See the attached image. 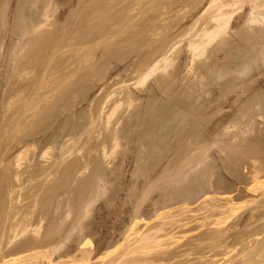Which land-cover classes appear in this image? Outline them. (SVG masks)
<instances>
[{"label":"bare ground","instance_id":"1","mask_svg":"<svg viewBox=\"0 0 264 264\" xmlns=\"http://www.w3.org/2000/svg\"><path fill=\"white\" fill-rule=\"evenodd\" d=\"M93 3H95L94 0L87 3L91 10ZM65 4H69L67 0H0V68L4 62L17 63L20 58H24L25 54H29L28 52L31 51L32 47L36 46L37 48L38 42L40 43L39 40L46 34L45 32L53 29V26H56L57 23L67 21L66 18L70 13L68 5V11L66 10L65 13L60 12L59 9ZM97 5L99 4L96 3V8ZM71 7L78 8L79 3L75 2ZM27 8H30V10L34 8L35 13L30 14ZM104 8L109 11L110 16L108 18L109 27L104 24L108 31H105V28L99 29L92 36L98 37L107 33L113 38L111 40L112 45L110 44L112 47L105 50V52L108 50L107 52L111 53L112 58L125 61L131 54H135V56H138V60L128 63L125 75V73L120 72L121 67L116 61L117 66L111 69L112 65L110 66V64L113 63L109 61L110 55L107 61L110 67L103 66L105 69L100 68L101 70L91 74L97 80L93 83L96 90L93 93L91 92L92 95L89 100H92L93 96L97 97L95 102L90 104V108L84 113L85 115L82 114L83 117H81L85 118V121L81 123L78 122V119L77 122L71 124L70 127L72 128L69 131L67 130L68 132L63 133L64 129H62L61 135L57 130L61 131V129H58L59 125L62 122L66 123V121L60 122L62 115H65L54 112L56 115H53V121L50 124L49 122L44 123L45 126L36 132V134L41 133L40 136L38 135L39 137L35 136L36 134L31 136L23 134L24 136L22 135L21 139L19 138L20 142L17 149H15V159L11 157L14 160L13 163L11 162L10 166H4L6 174L3 175L8 178L13 174L17 177L16 180L21 179L20 167L23 166L22 162L28 158L32 148L34 149H32L33 159L35 156L39 159L38 161H41L40 163L47 164H43L46 167L41 164V168L38 171L35 170L47 173L48 169L52 168L59 159L65 161L70 156L80 154L83 149H86L84 143L91 146H89L87 152L89 153V150L91 151L94 147L92 146L94 142L91 140L98 139L97 143L102 152V158L113 157L112 159H116L114 157H122V155L125 157L127 155V159L129 157L128 153L132 152L131 155H134V164L136 165L134 171L132 170L134 177H145L147 184L144 187L146 190H144L147 193L149 190H158L159 201H161L163 207L183 201L184 203L180 207H183V210H191L188 203L191 199L189 194L194 193L195 195L196 193V195L202 194V203L205 204L206 202L208 203L206 205L211 209L221 211L220 214L224 213L226 211L224 210L225 206L229 209V205L235 204V195L233 196L231 183H227L225 175L216 178L214 183L211 184L213 164L211 165V161H209L211 158H209V150L212 146L217 145L221 147V150L241 151L247 156L245 159L251 158L254 164L262 163V159H264V146L262 147L264 138L260 140V134V136H248L249 132L254 129L252 126L254 120H256V115L264 118V0H108ZM96 11L91 12L92 17L97 16L100 18ZM77 12L73 13L72 16L75 17ZM89 13L90 9L87 14ZM83 14L85 15L84 11ZM102 17L105 16L102 15ZM131 22H134V29H131ZM65 25L66 23L63 24L64 28ZM92 29L87 30L91 31ZM59 31L62 32L63 30L60 29ZM81 31L84 32V30ZM16 34L17 38L15 37ZM26 36L28 40H22L27 38ZM48 36L46 35V37ZM77 36H79V31ZM77 36L75 35L71 39L77 40L79 38ZM12 40H14V44L11 43ZM89 41H91V36H85L82 37L80 44ZM53 47L56 50L58 43H55ZM115 47L117 50H121H113ZM78 63H80L79 60ZM27 70H25V73L28 72ZM52 77L49 79L50 81L45 82L44 80V83H42V86L45 84L44 88L48 82L50 84L60 80V77L59 79L55 76ZM204 93L207 94L205 95L207 97H203L202 101H198ZM21 94L23 93L20 92L19 95ZM31 94L28 98H25L24 104L30 102L31 105L33 101L30 97ZM161 95L163 97H160ZM83 98L85 99V97ZM72 106L67 107L64 104L60 107L69 110L70 107L73 108ZM228 107L230 108V111H227L228 113L226 112L219 118L216 117L218 112L221 115ZM220 111H222L221 114ZM50 115L41 118L40 123L44 122L47 117H51ZM75 116L70 118L76 120L77 116ZM34 122L36 120L33 121V124ZM36 124L33 126L36 127ZM95 125L97 128L92 133ZM30 128L33 127L29 126L28 129ZM233 130L237 131L232 132L230 135ZM55 132H57V135L60 134L61 139L56 137ZM95 133L97 134L95 135ZM251 133L253 134V131ZM102 135L103 137H101ZM262 136L264 137V135ZM232 138L236 140L230 142ZM81 141H83V144L78 146L77 144ZM75 147L78 154H75ZM81 155L83 154L81 153ZM82 157L85 156H78L77 159H82ZM86 157L88 158V156ZM123 157L121 159L124 162ZM87 162L84 164L83 162H81L82 164L78 163L75 167L80 171L84 168L86 170L90 166ZM108 162L111 163L113 160L110 159ZM114 162L116 164L112 165L113 168L110 171L105 166L103 167V164H100L97 168L95 166L96 170L93 174L94 178L89 184L88 194H80L76 199H73V196H63L62 198L61 194L55 198L54 196L58 194H54L53 196H46L42 201L40 200L41 203L39 201L36 205L39 208L37 211L41 210V213L38 212L40 214L39 219L36 217L38 221L36 220L35 223H28L30 214L32 215V211L29 212V209L34 206L30 205L28 212L25 210V212H20L21 206H19L20 208L13 207L14 202L17 203L16 198H12V194H8L9 192L6 193L7 191L11 192L9 187L14 184L13 179L15 178L8 179L12 181H10V184L6 181L7 178L5 179L6 183L1 179V185L3 189L5 187V190H3V194H0V199H2L0 213L4 212L5 215H3L9 220V225L6 233L0 230V240L5 235L7 248L12 245L9 248L10 254L12 253L11 257L5 259L2 264H166L165 261H169V263L171 261L172 263L176 259L191 255L197 243L192 244V246H187L189 244L187 243L184 249L180 250L179 247L177 249L173 248L175 241H173L174 236L171 233L174 234L172 232L174 229L176 232L174 225L176 226V223L179 226L183 224L173 222L175 219L172 218L173 216L171 217L169 214L171 212L168 210H162V212L156 214V216L158 215L157 219H160V221L151 224L150 220L144 217L137 219L141 216L139 213L140 203L137 199V201H133V208L128 211L137 214L134 219H131L132 222L123 224L118 222L122 211L117 212L114 205L116 204L115 200L120 198V194H117L120 190L117 188L119 185L121 186L125 176L121 170L124 168H121L123 163L117 164L116 161ZM119 162L121 161L119 160ZM93 163L95 164V162ZM93 163L90 164L93 165ZM66 165L64 168L66 172L69 170L75 171L76 168L72 167L71 163ZM16 167L20 168L19 175ZM254 170H256L253 171L256 174L252 172L254 176L257 174L258 177L261 176L262 173L259 175L261 169L255 168ZM21 171L23 170L21 169ZM55 171L56 174L57 168ZM63 173L65 175V172ZM31 175L33 176L35 173ZM49 175L50 178L54 175L53 170L52 173L49 171ZM48 176L47 178H49ZM66 177L68 178V176ZM131 177L133 178V176ZM204 177H207V181L205 180L206 185L201 183L200 180L196 181V178L204 179ZM258 177H255V179L258 180ZM194 178L195 180H192ZM112 180H116L115 182H118V185L116 184L117 187L114 185L115 188L110 191L111 189L109 190L107 186ZM50 182L52 183V181ZM252 186L254 188L255 185ZM253 188L248 187L247 189H252L251 191L258 194L257 191L255 192L258 186L255 189ZM6 189L8 190L6 191ZM215 194H220V196ZM8 196L12 198L9 207L14 208L11 212L7 207V201L3 202V199ZM218 198L224 203L217 200ZM100 200H103L102 207L108 210L106 212L109 216L115 213L110 220L106 218L103 220L101 207L97 206ZM208 200H214V203L207 202ZM16 203L15 205H17ZM32 204H35V202ZM258 206V209H261L260 205ZM261 207H264V203L261 204ZM15 208L20 210L15 211ZM230 209H233V207L231 206ZM47 215L51 219L49 218V221H45L47 223L44 224L43 218ZM254 216L252 215L253 218ZM258 218L259 220L262 219ZM140 221L148 227L145 228L146 230L141 231L136 227ZM1 223H4L3 220L0 222V227ZM2 229L4 230V227ZM216 229H218L217 233H208L209 235L203 236L206 237L204 238L206 240L198 239L202 241L198 242L197 246L200 247L199 244L206 241V244L208 242L213 244L211 245L213 248L228 244L226 243L227 237L225 242H223V239L229 235L230 229H220L218 226ZM261 229L263 230V228ZM257 234L256 236L259 235ZM91 235L96 236V243L93 247L90 245L87 247V244L93 243L89 239ZM24 236H29V239H24L26 240L24 243L23 240L22 243H19V238L21 239ZM198 237L200 238V236ZM195 239L197 240V238ZM262 240L261 242L258 241L257 244L249 245L248 243V246L244 247L246 250L243 248L238 253L237 261L233 257L234 259H228L224 264H264V239ZM228 241H230L229 238Z\"/></svg>","mask_w":264,"mask_h":264},{"label":"rangeland","instance_id":"2","mask_svg":"<svg viewBox=\"0 0 264 264\" xmlns=\"http://www.w3.org/2000/svg\"><path fill=\"white\" fill-rule=\"evenodd\" d=\"M74 1L75 0H71V2H70V0H67V3H69V4H65L66 7L61 6L62 8L61 7L59 8L60 12L65 13L67 10V5H68V10H70V13H68V17L66 18L67 21L62 22V23L59 22V23H57L56 26H53V29H49L47 32H45L46 34L43 35V37H45V38H43V37L40 38V40H39L40 43L38 42L37 48H36V46L32 47L33 50L30 49L31 51L28 52L29 54H25L24 58L23 57L20 58L17 61V63L16 62L15 63L14 62H11V63H5L4 62L0 68V164H1L0 165L1 166L0 167V182H1V179H3V182L6 183L5 179L7 177L5 178V175H3V174H6V171L4 172V168H5L4 166H7V165L10 166L11 162L13 163L14 160H12V159L14 158V155H16L15 149H17V146H18L20 139H21V136L23 134H25V135L28 134V136L35 135L36 132H38L39 130L42 129L43 126H45L44 123L46 124L49 122V124H50L53 121L52 118H53V115H56L55 113H60L61 115L62 114L65 115V116L62 115V119L60 122L66 121V123L62 122L59 125V128L57 126L58 129H61V131L57 130V132L58 133L60 132V134H61L62 129H64L63 133H66L72 128V127H70V126H72L71 124H74L75 122H77L78 119H79L78 122H81V123H83L85 121V118H82L83 115H85L84 113L88 111V109L90 108V104H92L96 100L97 96L96 97L93 96V98H92L93 101L89 100L92 93L96 90V87H94L93 83L96 82V80H97L95 77L91 76V74L96 73L101 69H105V67L108 66L109 62H107V61H108L111 53H108L107 51L109 50L110 47H112L111 46L112 45L111 40H113V38L107 33H105L103 36L97 35L98 37H93L92 35L96 34L99 31V29L102 30L105 28V31H108V28H106V27H109V21H108V18L110 17L108 14L109 9H108V7H107L108 10H106L104 8V5L108 2V0H94L95 3H93V5H92V10H91V7L88 6V4H87L90 0H78V1L76 0L75 2L79 3L78 8L77 7H71L75 3ZM72 2H74V3H72ZM96 3L99 4V5H97V8L99 7L98 9L96 8ZM70 4H71V6L69 7ZM30 5H31V3H30ZM101 6H103V7H101ZM89 9H90L89 14H91V12H93V10H95V11L97 10L96 14L98 16H100V18L97 16H93L94 17L93 18L92 14L91 15L87 14L89 12ZM99 9H102V10L100 11ZM27 11H29L30 14H32L35 11V9L33 8L30 10V8H27ZM77 11L79 12V14ZM83 11H84L85 15L83 14ZM58 12H59V10H58ZM60 12H59V14H60ZM75 12H77V14L75 15V17H73L72 14ZM80 14H82L83 16ZM102 15L105 17H102ZM79 16H80V18L82 17L81 20H80ZM87 17H90L91 19L87 18ZM95 19H97V20H95ZM105 19L107 20L108 23L106 22ZM81 22H82V24H81ZM92 22H93V24H92ZM65 23H66V25H65L66 27L64 28L63 24H65ZM97 24H98V26H97ZM104 24L106 27H104ZM91 25H92V27H91ZM133 25H134V22H131L130 23L131 29L132 28L134 29ZM60 29L63 30L64 33H62L63 31L60 32L59 31ZM87 29L88 30L92 29V30L88 31ZM81 30H84V32L85 31L86 32L84 33ZM78 31H79V36H77ZM46 35H49V36L46 37ZM75 35L77 37H79L78 39H80V40H78V39L72 40L73 39L72 37ZM85 36H87V37L91 36V41L80 44L82 37H85ZM15 37L16 38L18 37L17 34L15 35ZM122 37H124V36H122ZM25 39L28 40V37L23 38L22 40L26 41ZM68 40H69V43H68ZM11 43L14 44V40H12ZM55 43H58V48L56 50H55V47L52 48V46H54ZM119 48H121V47H119ZM106 49H108L106 51L107 53L105 52ZM113 50L119 51L121 49L117 50L115 47V49H113ZM97 56H98V58H97ZM134 56H135V54H131L127 59H125V61L124 60L120 61L119 59L112 58V55H111V58L113 60L112 61L111 58L109 59V61L113 63V64H110V66L112 65L111 69L114 68L115 66H117V64H118L121 67L120 72L125 73V75H126L125 69L128 67L130 62L138 60V56H135V57ZM93 58H94V60H93ZM78 60L80 63H78ZM94 61H95V63H94ZM115 61L117 62V64ZM89 64L92 66H90ZM103 66H105V67L103 68ZM110 66H108V67H110ZM25 70L28 71L27 72L28 74L25 73L26 72ZM66 72H67V75H66ZM21 73L24 75L21 76L22 75ZM64 73H65V75H64ZM26 75L28 78L25 77ZM48 75L49 76H51V75L55 76V77H57V79H59V77H60V80H57V82L54 81L50 84L48 82V84L46 83L48 86L46 85V87L44 88L45 84H44V86H42V83H44V80H45V82L47 80L50 81L49 79H51V77H52V76L49 77ZM88 75H90V76H88ZM46 78H48V79H46ZM52 78H54V77H52ZM84 81L85 82L87 81V82L85 83ZM48 87H50L51 89ZM213 88H214V86H213ZM41 89H43V90H41ZM55 90H56V93H55ZM38 91H39V93H38ZM20 92L23 94L19 95ZM30 93H32L30 97L33 100V101L31 100L32 101L31 105H34V106H31L30 102L24 104L25 98H28ZM36 93H38V94L36 95ZM202 95H204V96H202ZM202 95L199 97V99H201V100L198 99V101H202L203 97H207V96H205V95H207L205 93ZM83 97H85V99ZM94 97H95V99H94ZM160 97H163V96L161 95ZM20 99H21V101H20ZM36 99H37V101H36ZM22 100H23V102H22ZM51 101H52V103H51ZM17 104H19V105H17ZM64 104H66L67 107H69L70 105L71 106L73 105L72 106L73 108L70 107L69 110H66V108L63 109V107H60L61 105L63 106ZM225 109H227L224 111L225 113L223 112V114H221L222 111H220L221 115H219V112H218L216 117L219 118L222 115L226 114V112L230 108L228 107ZM45 110H46V112L44 113ZM51 110H53V111H51ZM59 110L62 112H60ZM63 111L66 112L67 114L64 113ZM40 114L41 115L44 114V115L41 116ZM48 114H51L50 115L51 117H47L44 122L41 121L42 123H40L41 118L45 117ZM25 115H26V117H25ZM71 116H73V117L75 116L76 120H74L75 118H70ZM255 119L256 120H254V123L252 122L254 124V125L252 124L253 125L252 127H254V129L252 130L254 135L251 133L252 131L249 132V134L247 132V134L250 137L260 134L261 136L259 135L260 137L259 136L258 137L260 140H262L264 138L262 136V135H264L263 134L264 118L259 116V115H256ZM35 120H36V122H34V124H33V121H35ZM258 120H260V121H258ZM255 123H256V125H255ZM35 124H36V127H34ZM64 124L65 125L67 124V126H65ZM29 126H31L33 128H30L31 129L30 130V129H28ZM62 126H65V127H62ZM66 128H68V129H66ZM96 128L97 127L95 125L92 133L95 132ZM260 130H261V132H260ZM234 131L236 132L237 130L231 131L230 135ZM57 132H55L56 135H57ZM60 134H58L59 136L58 135L56 136V137H58V139L61 137ZM96 134L97 133H95V135ZM38 135L40 136L41 133H38L35 136H38ZM101 137H103V135ZM101 137H100V139H101ZM12 138H13V140H12ZM234 139L232 138L230 142H233ZM91 141L94 142L92 145L94 147H92L93 148L91 150L92 152L89 150V153L91 152L90 154L87 153L90 145L84 143L85 146L84 145L83 146H84V148H86V149H83L84 151L82 150L80 152V154H78V152H76L77 150L75 147V149H74L75 154L77 153L78 155H73L72 157L70 156V158L68 157L65 161L64 160L61 161L59 159L58 161H56L55 165L52 168L50 167L48 169L47 173L46 172L44 173L41 171L37 172L38 169H40L43 164L44 165H47V164L46 163H43V164L40 163L41 161H38L39 159L35 156L33 159V152L32 151L34 149L32 148L33 150L32 149L30 150L31 152H29L28 158H26L22 162L23 166L21 165L22 167H20L23 171H21V169L19 168L21 175H22V176L20 175L21 179L16 180L17 177L13 176V174L6 179V181L9 182L8 184H10V181L12 180V178L13 177L15 178V179H13L14 184L11 183L14 186L10 185V187H9V189H11V192L7 191L8 189H6L7 192L5 191L6 193L9 192L8 194H12V198H14V197L16 198L17 203L14 200L15 202H14L13 207L16 206L17 208H20L19 206H21L20 212H22L24 210L26 212H28L29 210H30L29 212L32 211V215L30 214L28 223H31V222L35 223L36 220L39 219V215H40L39 213H41V210L37 211V209L39 210V208L36 204H38L40 200L42 201L43 199H45L46 196H50V195L53 196L54 194H58V195L54 196L55 198H57V196H59V194H61L62 198H63V196L64 197H66V196L72 197L73 196V199H76V197L78 198L80 194H88L89 193V191H88L89 190V184L94 178L93 174H94V171L96 170L97 166H100V164H103V167L105 166L107 168V170L110 171L111 168H113L112 165L114 166V164H116L114 161H116L117 164L123 163V164H121V168H123V167L124 168L121 170L123 171V175L125 176V179L123 178L124 180H122L123 182H122L121 186L119 185L120 187L118 186V188H117L118 190H120L119 192L117 191L118 192L117 194H120V198L118 200H115L116 204L114 205V209H116L117 212L122 211V213L120 214L119 220H118L119 223L121 222V224H123V223L132 222L131 219H134V217L137 214L134 213L133 211L132 212H128V211L133 208V204H134L133 201H137V199H139L138 202L141 204V206L139 204V207H140L139 213L141 214V216H139L137 219H139L140 217H144L147 220H150L151 224L155 223L156 221H157L156 223H159L160 219H157L158 215L156 216V214H159V212H162V210L163 211L168 210L169 212H171V213H169L171 215V217L173 216L172 218L175 219L173 222H179V223L183 224V225L179 226V224L176 223L179 227L177 225L176 226L174 225V228H176V232L174 229L172 231V232H174V234L171 233V235L174 236V238H172V239H173V241H175L173 244L174 249L175 248L177 249L178 247H179L178 248L179 250L182 248L184 249V246L187 243H189V244H187V246H189V245L192 246V244L195 245V243L198 244V242L202 241V240H198V239L206 240V239H204L206 237H203V236H205L206 234L209 235V234L217 233L218 232L217 231L218 229H216L217 226L220 229H228V230L230 229L231 232L229 233V235L225 236V238L223 239V242H225V239L227 237L226 243H228V244L221 243V244H223V246L225 247L226 250L223 249L224 248L223 246H221V247H223V248H221L219 245L216 246V248L214 247L215 248L214 249L211 246L213 244H210V242H208L206 244V242H207L206 241V242H203V244H199V245H201L200 247L197 246V244H196V246H195L196 248H194L193 253L191 255L184 256L180 259H176V261L174 260L172 263L170 261L171 264H224V263H226V261L228 259H230V260H231V258L236 259V257L238 256V253L241 252V250L244 247L246 248L248 246L247 245L248 243H249V245L257 244L258 241L261 242V240L264 239V232H263L264 231V213H263L264 207H261V204L264 203V196H262V195H264V159H262L263 165L261 162L254 164V162L252 161L251 158L248 157L247 159H245L247 156H245V154L241 151L235 150L234 152H232L231 150H225V149L221 150V147L217 146V145H215L214 147L212 146V148L209 150V153H208L209 158L211 157L209 159V161H211L210 162L211 165L213 164L212 168H211V172L214 174V175L212 174L211 175L212 177L210 178L211 184L214 183L216 178H219L221 175L222 176L225 175V177L227 178L226 179L227 183L228 184L231 183L230 185L232 187L231 189H233V192H232L233 196L234 195L236 196V197L234 196V201H235L234 203L235 204L229 205L230 207L232 206L233 209H230L229 206H227V207H229L230 210L228 208H226V206L224 207L225 209L222 207V209L226 210L225 211L226 213L224 212V213L220 214L221 211H217L215 209H211L210 207H208L206 205L208 203H206V202H205V204L202 203L201 202L203 200V197H201L202 194L196 195V193H195V195H194V193L189 194V198H191V199H189L188 203H189V207L191 210H183V207L182 208L180 207L181 205H183V203H184L183 201L175 203V204L172 203V205L169 204L168 206L163 207V205L160 203L161 201H159L160 197H159L158 190H156V189L149 190V192L147 193L145 191L146 189L144 188L145 185L147 184L145 177L144 178L141 176L140 177H137V176L134 177L135 175H133V171L135 168L134 166H136V165L134 164L135 163V161H134L135 157H134V155H131L132 154L131 151L128 153L129 157H127V159H126L127 155L126 156L124 155L125 157H123V155H122V157L124 158V162L121 159L122 158L121 156L120 157L117 156V157H114L116 159H112L113 157L107 158V159H109L108 161H110V159H111V161L113 160V162H114V163L113 162L110 163L108 161H105L107 159L101 157L102 152L100 151V148L98 147V143H97L98 139L95 140L96 142L94 141V139H92ZM262 141L264 142V139ZM79 144H83V141H81V143L79 142L77 145L79 146ZM223 146H224V144H223ZM263 146L264 145H262V147ZM97 147H98V149H97ZM9 151H10V153H9ZM224 151H225V153H224ZM56 152H57V150H56ZM81 153L85 157H82V159H77L78 156H83V155H81ZM86 156H88V158ZM240 156H242V157H240ZM11 157H13V158H11ZM89 157H90V159H89ZM5 158H6V160H5ZM31 159H32V161H31ZM237 159H239V160H237ZM88 160H89V162H87ZM119 160L121 162H119ZM81 162H83V164L85 162H87L90 165V166H88L89 168L87 167L86 170H85V168L83 170L81 169V171L77 170V167H75V166H77V164L81 163ZM91 162L92 163L95 162V164L93 163V165H92V164H90ZM35 163H36V165H35ZM65 163L66 164L71 163L72 167L76 168V169L74 168L75 171L72 170L73 171L72 172L69 170V171H67L68 172L67 173L64 170L65 165H66ZM259 163L261 164V166ZM258 164H259V166H258ZM33 165H35V166L33 167ZM44 165H43V167H46ZM95 166H96V168H95ZM252 167H255L258 170L261 169L259 172V175L262 173L261 176H259L260 179L257 176L258 174L254 176V174H256V173H254L253 171H256V170H254L255 168L253 169ZM258 167H260V168H258ZM56 168H57V173L55 174ZM13 169L15 170V168H13ZM19 169L17 168L16 170H18V172H19ZM35 169H37V171ZM213 169H215V170H213ZM26 170H27V172H26ZM34 170H35V172H34ZM52 170H53L54 175H52L50 178V175L48 176V174H49V171H50V173H52ZM31 171H32V173H30ZM14 172H16V171H14ZM20 172L18 173V175L20 174ZM63 172H65V175ZM234 172H235V174H234ZM22 173H25V174H22ZM34 173H35V175L32 176L31 174H34ZM38 173H39V175H38ZM124 173H126V174H124ZM252 174H253V176H252ZM1 175L3 176L2 178H1ZM47 176L49 178H47ZM66 176H68V178ZM131 176H133V178ZM255 177H258V180H257V178L255 179ZM140 178H141V180H140ZM8 179H11V180H8ZM196 179H197L196 181L200 180L201 183H203L205 185L207 184V182H206L207 177L206 178L204 177V179L203 178H196ZM138 180H139V182H138ZM192 180H195V178ZM50 181H52V183ZM115 181L112 180L111 183L108 184L109 186H107V187L109 190L111 189L110 191H112L113 188H115V186L117 187L118 182H115ZM1 184H2V182L0 183V186H1L0 187V194H3V190H5V187L3 189ZM248 184H249V186H248ZM252 185H255L254 188ZM246 186H247V188L251 187L253 189L257 188V186H258V189H255V192L257 191L258 194L251 191L252 189L251 190L247 189ZM47 187H48V189H47ZM130 187L132 188V190ZM143 190L145 191V193ZM110 191H109V193H110ZM252 193H254V194H252ZM69 194H71V195H69ZM142 195H143V199H142ZM215 195L220 196V194H215ZM20 196H22V197L18 198ZM196 196H198L199 198L201 197V199L197 198ZM137 197H139V198H137ZM254 197H256V198L254 199ZM12 198H10L8 196L6 199H3V202L7 201L6 204H7V207L9 209V212H11L14 209L13 207H9V205H11L9 202H11ZM196 198H197V200H196ZM19 199H20V201H19ZM1 200L2 199H0V203L2 202ZM217 200H220V198H218ZM217 200H216V202H217ZM41 201H40V203H41ZM213 201L208 200L207 202H213ZM255 201H256V203H255ZM34 202H35V204H32ZM15 203L17 205H15ZM221 203H224V202L221 201ZM257 203H259V204H257ZM30 205H32L34 207H31V209H29ZM35 205H36V208H35ZM98 205H99V207H101L100 211H101L103 220H105V218L107 220H110L111 217H114L115 213L112 214V216H109L108 213L106 212L108 210L105 207L104 208L102 207L103 206V200L98 201L97 206ZM258 205H260L261 209H258L259 208ZM160 207H162V208H160ZM256 207H257V209H256ZM159 208H160V210H159ZM20 209L15 208V211H18ZM156 210L158 211V213ZM253 211H255V212H253ZM37 213H38V215H37ZM3 214H4V212L0 213V215H2V216H0L1 217L0 222H2V220L4 222V223H1L0 230L6 233L7 232L6 230H7L8 225H9V220L4 216L5 214L4 215ZM251 214L255 215L254 218L252 217ZM2 217H4V218H2ZM36 217H37V219H36ZM258 217L262 218L263 220L262 219L259 220ZM49 218L50 217L48 215L45 216V218H43L44 224H46L49 221ZM155 218H156V220H155ZM45 221H47V222H45ZM255 222L259 223V224H256ZM3 224H5L6 226ZM132 224H134V223H132ZM233 226L235 229L233 228ZM2 227H4V230L2 229ZM136 227H138V229L141 231L146 230L148 228L144 224V222H142V221L137 223ZM261 228H263V230ZM255 230H257V231H255ZM242 232H244V233H242ZM250 232H252V233H250ZM241 233H242V236L244 235L243 237L240 235ZM256 234L258 236H256ZM198 236H200V238ZM28 237L29 236H24L21 239L19 238L18 242L20 243L23 240L22 242L24 243L26 240L29 239ZM95 237H96L95 235L89 236V239L92 240L93 243L87 244V247H89V245L91 247L95 246V243H96ZM245 237H247V238H245ZM195 238H197L198 241ZM228 238L230 241H228ZM242 238H244V239H242ZM249 238H251V239H249ZM24 239H26V240H24ZM194 240H196V241H194ZM5 241H6V238L4 235L3 238L0 240V264H2L5 261V259L10 258L12 255V253L10 254V250H9V248L12 245L8 246V248H7ZM190 242H192V243H190ZM243 243H244V246H243ZM245 244H246V246H245ZM187 246H186V248H187ZM218 247H220V248H218ZM245 248H244V250H246ZM224 252H226V253L224 254ZM100 253H102V252H100ZM177 260H179L180 262ZM230 260H229V262H230ZM236 261H237V259H236ZM164 263L170 264L169 261H165Z\"/></svg>","mask_w":264,"mask_h":264}]
</instances>
